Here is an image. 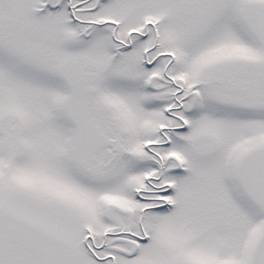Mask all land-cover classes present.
<instances>
[{
    "label": "snow or ice",
    "instance_id": "6c2138e0",
    "mask_svg": "<svg viewBox=\"0 0 264 264\" xmlns=\"http://www.w3.org/2000/svg\"><path fill=\"white\" fill-rule=\"evenodd\" d=\"M0 264H264V0H0Z\"/></svg>",
    "mask_w": 264,
    "mask_h": 264
}]
</instances>
